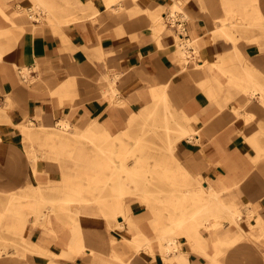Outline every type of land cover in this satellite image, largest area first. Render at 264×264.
Returning <instances> with one entry per match:
<instances>
[{
    "label": "crops",
    "instance_id": "1",
    "mask_svg": "<svg viewBox=\"0 0 264 264\" xmlns=\"http://www.w3.org/2000/svg\"><path fill=\"white\" fill-rule=\"evenodd\" d=\"M138 1L120 0L118 19L101 17L108 11L106 0H92L97 19L54 28L19 18L31 1L0 0V194L15 193L47 176L42 153L34 150L39 156L35 163L33 153L29 155L23 122L50 127L66 121L82 125L91 138L120 139L137 122L146 132L148 114L159 107L167 114V107L179 123V137L172 139L165 123L164 140L167 147L175 142L180 167L192 172L200 185L179 189V196L163 207L182 210L193 194L194 208L170 214V225L158 233L155 216L146 208L116 196L104 201L103 213L113 216L118 227L110 229L105 218L95 215H81L77 224L51 217L44 226L24 229L22 243L35 252H9L0 264H264L261 92L249 96L231 82L232 67L223 62L225 46L214 37L199 0L185 1L194 19L183 21L185 37L199 42V67L180 60L170 23L159 32L147 19L148 13L171 5L170 0ZM146 163L140 158L138 172L148 173ZM160 177L178 175L162 172ZM203 186L215 201L237 209L239 224L225 220L222 227L218 222L202 230L192 215L202 207ZM226 212L222 218L234 216ZM177 220L184 223L176 229L172 221ZM171 229L182 235L178 241Z\"/></svg>",
    "mask_w": 264,
    "mask_h": 264
},
{
    "label": "rangeland",
    "instance_id": "2",
    "mask_svg": "<svg viewBox=\"0 0 264 264\" xmlns=\"http://www.w3.org/2000/svg\"><path fill=\"white\" fill-rule=\"evenodd\" d=\"M30 1L25 7V10L27 11V8L32 7L33 10L36 9L34 11L37 16L29 18L28 13L30 12L27 11L25 15L26 23L32 25V22L37 20H40L39 22L41 23L43 21L47 23V12L35 6L32 0ZM47 1L56 10L55 12L66 17V19L78 17L83 20L84 18L94 16L92 14L96 10L93 2L88 4L85 3L86 0H80V2L73 4H66L62 0ZM135 1L139 3L138 0ZM173 1L180 2L186 0H170V3ZM241 1L247 3L249 5L248 7L253 3L251 0ZM199 2L202 5L204 19L212 23L214 37L225 46L223 48V52L225 53L223 62L230 64L232 67L228 72L231 76V82L241 88V85L246 84L249 74H252L260 83V88H262L263 92L264 26H255L251 15L244 18L243 24H231L227 17L229 16L233 0H199ZM254 2L264 7V0H255ZM170 8V5L160 7L157 12H164L167 16L171 11ZM183 8L186 10V5ZM175 14V22L167 16V18L161 20L160 28L157 31L160 32L168 29V23L170 25L173 24L176 31L174 30V32L172 27H170V31L174 35L180 60L186 62L189 59L191 61L190 65L199 67V42L195 39H190L187 42V52L184 53L185 47L187 46H185L186 42L176 39L177 33L183 32L185 34L183 21L192 22L194 18L185 16L182 8L177 9ZM172 18L174 19V17ZM223 19L227 23L225 29L229 35L218 31L217 27ZM71 22L73 20L64 22L63 25ZM179 23H181V26L178 25ZM235 71L240 73L239 75L241 76L236 75ZM109 89L114 90L113 87ZM257 92L261 91H255L252 94L250 90L245 93L249 96H255ZM260 99L263 101L262 97ZM162 111L163 108L159 107L154 114H148L150 120L146 126V132L142 131L143 123L137 122L131 128L126 127V131L118 135L120 139L109 136L105 139H100L103 145L100 150L91 143V137L89 138L90 134L87 135V138L82 136L74 137L71 134L72 131H78V129L83 128L82 125L77 127L75 124L70 125L66 121H60L57 123L58 125L54 124L45 128L43 124H26L23 122L20 125V129L25 137L26 148L30 152V156L33 153L31 159L34 163L38 161V158L34 161L36 155L34 154V150L38 154L40 152L42 154L49 153L55 146V148L57 147L59 149L60 154L57 156L58 160H56L55 155L50 153L48 157L46 156L44 158V161H46L45 169L47 176L43 182L32 183L31 186L16 191L15 193L0 194V257L2 258L8 255L9 252L13 253L14 251L18 252L17 254H21V251H25L26 254L30 253L26 250L35 252L34 250H30V248L27 249L22 243L24 242L22 239L24 229H29L31 225L44 226L50 223L51 217L56 218L62 223L77 224V218L81 215H95L100 218H105L110 229L118 227L117 220L113 216L107 217L103 213L104 201H108V199L114 200L116 196L118 201L122 198L123 202L129 205L138 204L146 208L150 212V215L155 216L152 223L155 225V230L158 233L162 231L163 227L170 225V214L178 215L185 210L187 212L192 211L194 207L191 205L194 199L191 196L193 194L188 195L182 210L173 211L163 207L167 204L168 199H174L176 196H179V193L175 191L176 189H194L200 184H198L199 181L196 180L192 172L180 167L179 163L181 161L176 155L175 142L171 145V141H169L167 147L166 141L164 140L167 132L162 125H165V123L168 125V134L172 139H175L179 137L175 132L179 123L175 121L173 115H170L167 107L164 108L167 114L163 115ZM29 131L33 134L31 138L27 136ZM51 132L62 134V138L67 140L66 143L53 145L50 141L51 139L44 136V134L46 135V133ZM35 134L40 135L38 138H35L37 136ZM140 135L143 136V139L139 140L138 137ZM84 148L87 149L86 155L83 154ZM88 149H90V155ZM140 158L146 159L147 163L143 167L148 169V173L138 172L137 166L142 167V165L138 164L140 163ZM106 163L107 165L108 163L111 164L112 171L109 165V169L105 167L106 165L104 164ZM162 172L169 173L170 175L175 173L178 175V178H161L160 173ZM148 179L150 180L148 181ZM30 188L40 190L42 197L34 199L24 196L25 193L31 191ZM78 188L79 192L74 190ZM145 195L147 198H145ZM202 196L205 201H208L209 198L213 199L214 197L208 191ZM198 204L200 203L196 202V205ZM61 206H64V208L60 209ZM116 206L119 207L121 204H116ZM237 212H234L232 214L234 216L230 219L219 218L221 227L225 220L230 223L239 224L237 222L239 213ZM217 216L218 210L215 207L212 211L200 212L198 210L192 215V218L194 221L199 222L202 230H207L211 226L209 219L213 217L217 218ZM149 222L151 223V220ZM178 222L180 220L172 221V224L176 225ZM23 223L24 229H22ZM178 227L176 225V229ZM171 234H174L173 230ZM174 236L176 241H178L182 235L175 233ZM174 250L176 248L171 249L169 252H173ZM169 252L162 249L163 254H168ZM18 256L21 257L22 255ZM24 257L22 256L21 258ZM45 263L49 264L47 261Z\"/></svg>",
    "mask_w": 264,
    "mask_h": 264
},
{
    "label": "bare ground",
    "instance_id": "3",
    "mask_svg": "<svg viewBox=\"0 0 264 264\" xmlns=\"http://www.w3.org/2000/svg\"><path fill=\"white\" fill-rule=\"evenodd\" d=\"M30 1V0H29ZM33 3L35 4V6L37 7H40L41 10H45L48 14V18L47 19V23L52 25L54 28H60L64 22H70V20H73V22H76V21H80L81 19L80 18H74V19H66V17L64 16H61L59 15L57 12H55L56 10L53 9L52 5L49 4V2L47 0H32ZM64 3L66 4H73V3H78L80 2V0H62ZM120 0H106V4L108 6V11L107 13L104 15V16H101V17H112V18H121V15H119V11L120 7H116L117 3L119 2ZM255 0H251V5L250 7H248L249 5L247 3H243L241 0H233L232 2V7L230 8V12H229V16L227 17V19L230 21L231 24L233 23H239V24H243L244 23V18L248 15H251L253 17V24H255V26L257 27H263L264 26V7H261L260 5H257L256 2H254ZM137 2V1H136ZM250 2V1H249ZM85 3H88V4H91L92 3V0H86ZM185 1H180V2H176V1H173L170 5V13L169 15H167L168 17H170V19L172 21H176L175 17H176V11L177 9H180L182 8V11L184 12L185 16H190V14L188 13L187 10H185L183 7L185 6ZM42 5V6H41ZM193 6V5H192ZM144 7V6H143ZM160 7V6H159ZM158 7V8H159ZM32 8V7H31ZM35 8V7H34ZM201 8V7H200ZM23 9V8H22ZM33 9V8H32ZM36 11V9H34ZM194 10V9H193ZM27 11H28V8H27ZM25 9L21 10L19 13H20V17L22 20H26V12H27ZM128 11V10H127ZM29 12V11H28ZM42 12V11H40ZM197 12V11H195ZM45 13V12H44ZM30 15V13H28V16ZM45 15V14H44ZM94 16H92L91 18L93 19H97L99 15L98 11L95 10L93 12ZM129 15V14H128ZM41 16V15H39ZM166 15H163V13H160V12H150L148 13V19H149V22L150 23H153V26L156 28L157 26L160 28V25H161V20L162 19H165L167 18ZM174 17V19L172 18ZM30 18V16H29ZM44 18V17H43ZM80 19V20H79ZM45 20V19H44ZM40 21V20H39ZM222 22H220V24L218 25V31L220 32H223L227 35H229L227 32H226V29L225 27L227 26V23L224 22V19L221 20ZM173 22V23H174ZM38 23V22H37ZM44 23V21H43ZM35 24V23H34ZM47 24V25H48ZM19 25V24H18ZM23 26V25H22ZM25 26V25H24ZM28 26V25H27ZM174 25L171 24V27H173ZM16 27V26H15ZM20 27V26H19ZM36 27V26H35ZM44 28V27H43ZM51 28V27H50ZM63 28V27H62ZM25 29V28H24ZM34 29V27H33ZM196 29V28H195ZM73 30V29H71ZM33 31V30H32ZM176 31V30H175ZM25 33V32H24ZM32 33V32H31ZM28 35V34H27ZM35 36V35H34ZM189 36V35H188ZM207 36V35H206ZM208 38V37H207ZM21 39V38H20ZM73 39V38H72ZM75 39V38H74ZM176 39H178L179 41H183V42H186L185 46L187 45V42L190 41V39H187L185 37V34L183 32H180V33H177L176 34ZM177 42V41H176ZM105 45V44H104ZM182 45V43H181ZM212 45V44H211ZM19 46V45H18ZM204 47V46H203ZM187 48H188V45L185 47V52L186 53L187 51ZM22 50V49H21ZM183 50V49H182ZM211 50V49H210ZM12 53V52H11ZM17 54V53H16ZM218 55V54H216ZM5 56V55H4ZM17 58V57H16ZM241 89L242 91H245V92H248L251 90V93L254 94L255 91H261L262 92V88H260V83L258 82V80L252 75V74H249L248 76V79L246 81V84L245 85H241ZM250 89V90H249ZM261 97L263 98V101H264V94L263 92L261 93ZM260 97V98H261ZM7 106V105H6ZM246 114V113H245ZM250 115V114H249ZM247 116V115H246ZM251 116V115H250ZM253 117V116H252ZM67 125V123H65ZM58 125V124H57ZM45 128H47V126H44ZM72 135H74V137H85L87 138V135H88V131L87 130H84V128H81V129H78V131L74 130L71 132ZM37 135L35 138H38L40 134H35ZM29 138H31L33 136L32 132L29 131L28 132V135H27ZM44 136L50 138L51 140V143L53 145H58V144H64L66 143L67 140H65L64 138H62V134H59L57 132H51V133H46V135L44 134ZM71 137V135H70ZM91 136H89L90 138ZM91 143H93V145L97 148V149H101L102 148V141H100L99 139L97 138H91ZM50 154H53L55 155V158L56 160L57 159V156L60 154V151L59 149L55 146L53 147V150L51 152H49ZM49 153H43L41 155V157L43 158H46V156L48 157ZM30 155V154H29ZM37 158H39L38 155H35V159L34 161L37 160ZM51 158V157H50ZM102 163V162H101ZM28 164V163H27ZM51 164V163H50ZM49 164V165H50ZM96 164V163H95ZM97 165V164H96ZM106 165L105 167L107 169L108 168V165L110 166V169H111V164L107 163L104 164ZM98 166V165H97ZM112 171V169H111ZM172 179H176V177H171ZM30 192H27L24 194V196L26 197H32L34 199H37V198H40L42 197V194L40 192V190L38 189H32L30 188ZM76 190L77 192H79V188L78 189H74ZM179 189H176V193L178 192ZM174 191V192H175ZM206 188L203 186L202 189H201V195H203L205 192H206ZM214 195V194H213ZM220 195V194H219ZM218 195V196H219ZM217 196V195H216ZM215 196V197H216ZM202 199H203V204H202V208L201 210H199L200 212L203 211V212H206V211H212L213 208L217 207V210H218V216L217 218L213 217L211 219H209V224H211V226L215 223H218L219 222V218L221 217H224L226 216L227 212L226 211H229L231 214H233L234 212H236L237 209H230L229 207L223 205L222 203L220 202H217L215 201L216 199L213 197L212 198H209L208 201H205L204 200V197L202 196ZM218 199V198H217ZM236 206V205H235ZM50 207V206H48ZM64 208V206H61L60 209ZM229 209V210H228ZM179 224V225H178ZM178 224L176 223L177 226H182L183 225V221H180L178 222ZM175 225V226H176ZM22 229H24V223L22 224ZM171 239V237L169 238V240ZM171 248V247H170ZM169 248V249H170ZM173 248H176L175 246L172 247ZM7 260V259H6ZM5 260V261H6Z\"/></svg>",
    "mask_w": 264,
    "mask_h": 264
},
{
    "label": "built area",
    "instance_id": "4",
    "mask_svg": "<svg viewBox=\"0 0 264 264\" xmlns=\"http://www.w3.org/2000/svg\"><path fill=\"white\" fill-rule=\"evenodd\" d=\"M28 11L30 12V18H33L34 16H37V14L35 13V11L30 7L28 8ZM179 26H181V24H179Z\"/></svg>",
    "mask_w": 264,
    "mask_h": 264
}]
</instances>
